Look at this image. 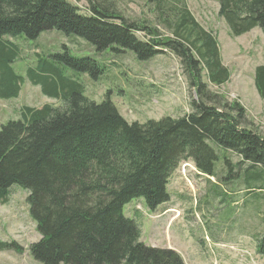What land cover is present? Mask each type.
Returning a JSON list of instances; mask_svg holds the SVG:
<instances>
[{
	"label": "trees",
	"instance_id": "16d2710c",
	"mask_svg": "<svg viewBox=\"0 0 264 264\" xmlns=\"http://www.w3.org/2000/svg\"><path fill=\"white\" fill-rule=\"evenodd\" d=\"M87 1L84 14L68 0H0V99L16 98L23 82L11 66L18 48L8 39L34 40L49 30L83 39L98 54L130 53L137 62L169 51L197 99L182 117L128 123L109 93L96 103L84 96L78 79L63 73L68 67L96 80L105 65L65 51L38 58L26 78L62 106L22 107L18 120L0 125V205L8 201L11 186L28 191L29 215L40 236L29 252L41 264H183L174 251L143 245L124 206L142 199L154 211L166 203L169 178L182 162L213 177L219 155L212 145L239 158L235 173L244 188L260 194L264 137L248 128L241 105L207 89V84L224 85L229 72L216 39L195 21L187 0H146L153 23L128 21ZM218 3V16L232 36L255 28L264 36V0ZM253 85L264 102V64L254 68ZM225 164L231 171L228 160ZM258 201L264 203L261 197ZM11 250L18 252L14 244L0 241V251ZM255 251L264 257V234L256 238Z\"/></svg>",
	"mask_w": 264,
	"mask_h": 264
},
{
	"label": "rangeland",
	"instance_id": "374dc122",
	"mask_svg": "<svg viewBox=\"0 0 264 264\" xmlns=\"http://www.w3.org/2000/svg\"><path fill=\"white\" fill-rule=\"evenodd\" d=\"M68 1L82 13H88L87 0ZM92 2L128 21H154L146 0ZM186 3L195 21L216 39L222 64L229 72L224 85L207 84V89L224 96L228 103L241 105L248 128L264 137V102L253 85L254 68L264 64V36L258 28L232 36L218 16V0ZM156 29L161 35H168L160 26ZM8 40L18 48L11 66L23 82L16 98L0 99V125L18 120L22 107L62 106L60 100L44 96L40 86L31 84L26 70L38 58L64 51L73 57H91L106 66L96 80L68 67H63V73L78 79L84 96L96 103L109 93L111 102L128 123L182 117L190 111V102L197 99L179 59L169 51L137 62L127 52L114 55L106 50L98 54L83 39L56 30L44 31L34 40L24 35ZM201 75L202 82L207 83L205 73ZM212 146L219 155L213 177L197 173L191 162H182L169 178L166 203L149 211L142 199H134L124 206L123 214L139 228L143 245L174 251L183 264H264V257L255 251L256 238L264 234V203L258 201L260 197L264 199V192L252 193L244 188L242 176L235 173L239 158ZM225 160L229 161L231 171ZM27 196V190L13 185L8 201L0 205V241L18 248V252L0 251V264H41L29 252V246L40 236L29 215Z\"/></svg>",
	"mask_w": 264,
	"mask_h": 264
}]
</instances>
